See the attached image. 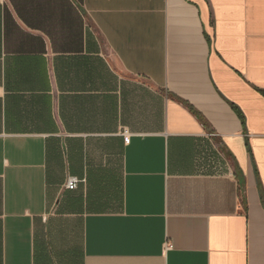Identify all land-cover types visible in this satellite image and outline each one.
I'll use <instances>...</instances> for the list:
<instances>
[{"label":"crops","instance_id":"crops-1","mask_svg":"<svg viewBox=\"0 0 264 264\" xmlns=\"http://www.w3.org/2000/svg\"><path fill=\"white\" fill-rule=\"evenodd\" d=\"M0 264H264V0H0Z\"/></svg>","mask_w":264,"mask_h":264},{"label":"built area","instance_id":"built-area-1","mask_svg":"<svg viewBox=\"0 0 264 264\" xmlns=\"http://www.w3.org/2000/svg\"><path fill=\"white\" fill-rule=\"evenodd\" d=\"M81 182L82 181L79 180L78 178H69L68 181H67V184H66L65 188L67 190H76V189H78V186H79V184Z\"/></svg>","mask_w":264,"mask_h":264}]
</instances>
